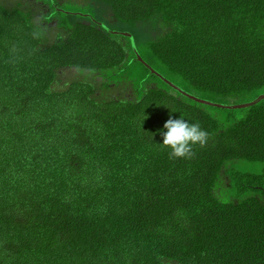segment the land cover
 <instances>
[{
    "label": "trees",
    "instance_id": "1",
    "mask_svg": "<svg viewBox=\"0 0 264 264\" xmlns=\"http://www.w3.org/2000/svg\"><path fill=\"white\" fill-rule=\"evenodd\" d=\"M144 63L255 100L264 0H0V264H264V97Z\"/></svg>",
    "mask_w": 264,
    "mask_h": 264
},
{
    "label": "clouds",
    "instance_id": "2",
    "mask_svg": "<svg viewBox=\"0 0 264 264\" xmlns=\"http://www.w3.org/2000/svg\"><path fill=\"white\" fill-rule=\"evenodd\" d=\"M33 23L36 27L32 36L34 39H39L43 32L42 20L36 18ZM163 128L166 131L160 133L163 137L161 145L170 150V159L192 158L195 155L192 146L199 144L202 147L208 139V133L201 129L198 122L189 123L182 118L173 119L169 117Z\"/></svg>",
    "mask_w": 264,
    "mask_h": 264
},
{
    "label": "water",
    "instance_id": "3",
    "mask_svg": "<svg viewBox=\"0 0 264 264\" xmlns=\"http://www.w3.org/2000/svg\"><path fill=\"white\" fill-rule=\"evenodd\" d=\"M123 34L129 36L130 38L132 37L131 34H129V33H125V32H123ZM131 41H132V45H133V49H134V52H135L134 54H135L136 59H137L138 61H140V62H143V61L141 60L140 56H138V54H137L138 52H137L136 49L134 48V44H133V40H132V38H131ZM144 64H145V66L149 69V71H150L151 73H154L155 75L159 76V77H160V78H161V79H162L167 85H169V86L172 87L173 89H175V90H177V91L183 93V94L186 95L187 97L192 98V99H194V100H196V101H199V102H201V103H204V102H205L206 104H209V105H214V106H219V107L234 108V107H241V106H246V105L253 104V103H255L256 101H258V100H260L261 98L264 97V93H263L262 95H260L259 97H257L255 100H252L251 102L246 103V104H221V103H217V102H213V101H209V100L201 99V98H198V97H196V96H194V95H192V94H190V93H188V92H186V91L181 90V89L178 88L176 85L170 83V82L167 81L165 78H163L162 76H160V75H159L157 72H155L152 68H150L149 66H147L146 63H144Z\"/></svg>",
    "mask_w": 264,
    "mask_h": 264
},
{
    "label": "rangeland",
    "instance_id": "4",
    "mask_svg": "<svg viewBox=\"0 0 264 264\" xmlns=\"http://www.w3.org/2000/svg\"><path fill=\"white\" fill-rule=\"evenodd\" d=\"M70 75H71V73H70ZM73 76V75H72Z\"/></svg>",
    "mask_w": 264,
    "mask_h": 264
}]
</instances>
